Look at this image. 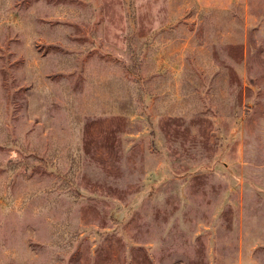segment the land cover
I'll return each instance as SVG.
<instances>
[{"label":"rangeland","instance_id":"1","mask_svg":"<svg viewBox=\"0 0 264 264\" xmlns=\"http://www.w3.org/2000/svg\"><path fill=\"white\" fill-rule=\"evenodd\" d=\"M0 264H264V0H0Z\"/></svg>","mask_w":264,"mask_h":264}]
</instances>
